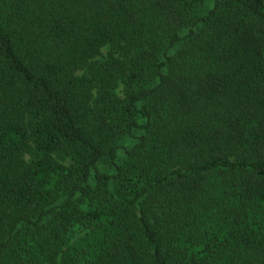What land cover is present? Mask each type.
<instances>
[{"label":"trees","instance_id":"obj_1","mask_svg":"<svg viewBox=\"0 0 264 264\" xmlns=\"http://www.w3.org/2000/svg\"><path fill=\"white\" fill-rule=\"evenodd\" d=\"M207 1H0V264H264V0Z\"/></svg>","mask_w":264,"mask_h":264},{"label":"rangeland","instance_id":"obj_2","mask_svg":"<svg viewBox=\"0 0 264 264\" xmlns=\"http://www.w3.org/2000/svg\"><path fill=\"white\" fill-rule=\"evenodd\" d=\"M1 1V0H0ZM212 7V3L210 0H208L205 4V8L202 11V14H205L206 12H208ZM1 9V8H0ZM185 32H183L184 34ZM111 52L110 48H104L102 50L101 56L97 59L99 62H102L105 60V58L108 56V54ZM82 74V73H80ZM122 88L119 90L120 94L122 93ZM140 125H142L144 123L143 120L139 121ZM143 135V132L141 129H137L134 131V133L132 135H128V136H124L123 138H121L118 143V151H117V163L118 164H122L126 158V151L127 150H131L132 148H134L138 143H139V139L141 138V136ZM56 159L63 162L64 164L68 165L69 162L68 160H66L64 158L63 155H56ZM98 169L100 172L102 173H107L109 175H113L116 172L115 169V165L111 164L108 161H102L99 166ZM94 180L91 181V184H94Z\"/></svg>","mask_w":264,"mask_h":264}]
</instances>
